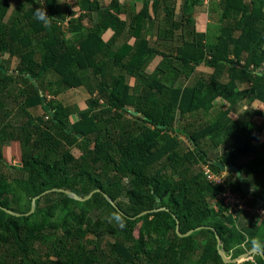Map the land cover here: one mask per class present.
Here are the masks:
<instances>
[{
	"label": "trees",
	"instance_id": "16d2710c",
	"mask_svg": "<svg viewBox=\"0 0 264 264\" xmlns=\"http://www.w3.org/2000/svg\"><path fill=\"white\" fill-rule=\"evenodd\" d=\"M4 1L0 0V59L7 62L0 60V160L10 164L4 148L17 142L22 151L17 169L27 173L12 185L0 174V250L11 249L17 260L13 264H51L41 263L27 243V238H42L48 230L45 237L53 245L45 256L56 264H184L193 254L202 258L206 249H213L221 264H264L259 253L250 261L224 263L216 247L219 236L226 255L233 252L236 258L254 248L264 254V216L239 228L221 201L231 191L252 208L261 202L264 209V123L255 119L263 113L247 110L233 120L230 108L214 112L218 99L230 107L244 98L264 104V0H221L222 33L213 43L196 27L195 14L204 0H112L115 3L101 11L99 4L88 8L90 21L91 13L99 11L98 27L87 29L72 44L60 37L62 28L55 27L53 17L64 19L57 0H48L47 15L19 8L6 22ZM137 2L142 5L136 11ZM83 4L93 3L79 1ZM121 12L129 18L128 25L120 21ZM80 19L71 20L70 28ZM106 29L115 31L110 41L101 36ZM121 36L134 37V44H119ZM155 57L160 62L150 72L147 66ZM11 59L18 60L13 70ZM202 65L209 71L193 77ZM86 70L101 78L97 87H86L80 73ZM50 72L65 89L88 91L84 110L46 99V92L59 93L39 83ZM241 85L249 89L240 91ZM38 109L43 114H35ZM76 112L78 118L71 123ZM182 136L190 141L186 150ZM219 146L225 152L217 160L237 165L245 174L243 181L254 182L251 200L239 178L232 180V172L225 183L207 179L206 164L217 175L222 171L209 162V153ZM118 174L130 180L132 205L114 206L104 195L114 200L121 193ZM17 187L28 198L27 210L18 203ZM54 188L96 192L82 202ZM11 194L16 195V205ZM36 196L40 197L34 213L26 216ZM50 198L64 210L59 222L47 219ZM3 207L23 215H12ZM155 208L165 210L142 217L158 226L138 243L132 237L137 222L133 218ZM93 211L96 219L89 215ZM178 223L182 234L195 232L181 236ZM93 233L94 241L106 236L113 241L101 249L96 241L93 248L80 242Z\"/></svg>",
	"mask_w": 264,
	"mask_h": 264
},
{
	"label": "rangeland",
	"instance_id": "374dc122",
	"mask_svg": "<svg viewBox=\"0 0 264 264\" xmlns=\"http://www.w3.org/2000/svg\"><path fill=\"white\" fill-rule=\"evenodd\" d=\"M0 60L7 62V60H3V58ZM12 60L13 59H11L10 61H12ZM17 63H18V60L14 59L12 61V65L10 66V68L8 67L9 70H13L16 67V65H18ZM80 73H81V77H83L85 79V84L87 85L86 87H88V86L97 87L100 84L101 78L99 76H97V74H95L94 72L86 70V71H82ZM107 77L105 78L106 81L109 80V78H107ZM58 81H59V79H58L57 75H55V72L48 73L45 76V78L40 80L39 83H43L48 89L51 88L53 90H58V92H59V93H55V91H54L53 92L54 95L46 92V99L47 100L51 99V100H54L55 102L56 101L61 102L62 104H64V106H67V107H69V105H72V107H73V105H74L75 108H77L79 110H84L87 106L86 105V99L90 96L88 91L83 87L77 88V89H71V88L65 89V86L63 84H60ZM48 89H46V91H48ZM94 96H98L97 90H95ZM103 102H104V100H101V103H103ZM49 108H51V107L49 106ZM34 113L35 114H39V113L43 114V111H42V109H38V110H34ZM45 118H48V116L45 115ZM77 118H78V112H76L74 115H72V117L70 118V120H71L70 122L71 123L74 122ZM179 121H180V119L177 120V123H176L177 126H179ZM181 139H182L181 146L183 149L186 150L187 148L191 147L189 144L190 141L187 137L182 136ZM68 149H71V148H68ZM71 151L76 156L79 155L78 151L75 148L71 149ZM5 152H6V153H4L5 159L10 164H7V163L4 164L0 160V174L5 175L8 178L9 185H12V181H14L16 178H19L21 176L27 177V173H24L21 170L17 169V166H22V160H21L22 151H21V147H20L19 143L11 144L10 146L7 147ZM117 176L121 178V181H120V186H121L120 192L121 193H119V195H117L115 197V199L112 200L113 203L116 205V203H122L123 202V203H127V204L132 205V202L129 199L130 190L127 191V189H129L128 187L130 185V182H129L130 180L125 176L124 177L120 176L119 174ZM110 181H111V178L107 179V182H110ZM226 181H224V183ZM16 195L21 196L18 203L22 202L23 209L27 210L29 207V203L27 200L28 198H26V195L23 193L22 190L19 189V187H17ZM16 195L15 194L10 195V199H12L13 205H16V202H15L16 201ZM78 195H80L81 197L87 196L86 194H83V193H78ZM222 196H223V194H222ZM223 200H224V198L222 197V199H221L222 203L224 202ZM49 203H51L52 207H51V210H50V213H49V216L47 217V219L49 221H51V223L59 222L62 215H64V212H62L64 210L62 209L61 205H59L58 202L54 203V199L50 198ZM211 205L215 206V202L211 201ZM223 205H224V203H223ZM245 206H246V203L244 205V209H246ZM248 208H249V204L247 205V210H249V212H247V210H244L245 212L243 211L241 213H238L239 210H232V214L236 218L235 224L239 228L246 227V226L252 224L254 222V220H260L263 216V213H261L262 210H255L256 211L255 212L254 209H248ZM157 209H159V208H155L154 210H157ZM145 211H148V210H145ZM155 212H158V211H154V212H150V213H155ZM33 213H31V214H33ZM31 214H29V215H31ZM89 215H90V217H93V219L97 218V212L96 211L91 212ZM138 215L133 218V219H136L137 222L134 224L132 237L138 243H141L143 241H146L144 233L151 232L150 229L151 228L155 229L156 228L155 226H158V225L157 224L153 225L152 218L142 217V216L138 217ZM158 224H160V223H158ZM50 232H51V230H48L47 233H50ZM47 233H45V231L43 233H41L42 238H37V239H33V240L27 238L28 247H32L37 251V254L41 256L40 260H39L41 263H45V262L47 263L48 262L51 264H56V262H53L54 259L52 257L48 258L45 256L46 249H47V251H51L52 245H53L52 239H50L49 242L47 241V239L45 237V236H47ZM94 237H95L94 233L91 235H87V236L83 237L80 240V242L82 244H88L90 246V248H93L94 243L92 241H94L93 240ZM95 241L99 245V248L101 249V247L106 248V246H104L105 242H107V241L112 242L113 238L110 236H106L104 238H96ZM216 247H217L218 255H219L218 244ZM224 253H225V251H224ZM232 254H233V252H229L228 255H226V254L225 255L229 258H234V257H232ZM193 255H194L193 257L186 259L184 261V264H198V262H201V261H202V264H221L220 258H218V257L215 258L216 255H215V251H213V249H206L205 253H201L202 258L198 257L199 254H193ZM252 259H253V255L249 256V258L241 260L239 262L243 263L244 261H250ZM16 261L17 260L12 255L10 248H8L6 250H0V263L1 264H13ZM239 262H237V263H239Z\"/></svg>",
	"mask_w": 264,
	"mask_h": 264
},
{
	"label": "crops",
	"instance_id": "0c3cea01",
	"mask_svg": "<svg viewBox=\"0 0 264 264\" xmlns=\"http://www.w3.org/2000/svg\"><path fill=\"white\" fill-rule=\"evenodd\" d=\"M57 1L59 2L57 4L60 5V6L58 5V8L62 7L64 19L56 18L57 16L53 17L54 22L56 24L55 27L59 26L62 28L61 30L63 31V34H61L60 37L64 38V41L71 44L81 39L83 34L86 33L87 29L97 28L98 27L97 23L99 22L97 15L99 14V11H101L102 8L105 9L106 7H109L115 3L112 0H90L93 3L91 4L92 7H90V6H84V4L80 6L79 1L81 0H57ZM119 1L120 3H122L124 0H119ZM4 2L6 7V16L4 22H6L8 18H10L15 11L19 10V8H24L25 11H27L28 9L30 10L31 8H35L42 11V13H44L45 15H47L49 12L47 9L48 0H7ZM96 4H99V11L97 10V12L91 13L93 18L90 21L88 18L90 12H88V10L90 8H93L94 6L96 7ZM141 5H142L141 3L137 2V4L134 5L135 10L137 11L138 9H140ZM221 7H222L221 0H204L202 8L198 10V12L195 14L196 17L195 19L197 21V25H196L197 31L206 35V40L208 43H213L214 41H216L217 38L222 33L221 20L224 19L223 18L224 11L223 8ZM79 17H81V19L75 21L76 24L75 26L77 27H73V28H81L80 32L77 30H72L73 28L71 29L69 25L71 20ZM118 17L121 22L123 23L126 22V25L129 24V18L125 13L121 12V14ZM53 19L48 18V21L52 22ZM237 34L238 32H235V36ZM114 35H115V31L113 29H106L101 33V36L104 41H110ZM124 36H121L119 38L118 40L119 44L124 42H127L130 45L134 44L135 42L134 37H124ZM159 62L160 59L158 57H155L147 66V70L150 72L153 71ZM207 71H209V68L206 67L205 65L199 66L193 77L196 78V76L200 75V73L202 74ZM211 72L212 69H210V73ZM248 89H249V85H241V87H239L240 91L242 90L244 91ZM214 104L216 105V109L214 110V112H216L218 108H221L223 110H225L226 108H230L229 116L233 120H236L239 117H241L242 114L247 110H252V111L259 110L263 113V115L256 116L255 119H257L258 121H263L264 123V104L259 100L249 101L247 98H244L242 100H239L236 105L230 107V104H228V102L222 99H218L214 102ZM14 143L17 142H12L11 144ZM7 147L8 146H5L4 153H6L5 151ZM224 152H225L224 147L221 146L217 147L216 149H214L209 153V162H213L221 168L222 171L219 172L220 174H223L224 176L228 177L230 176L229 172H232L234 174V177H231L232 180H234L235 178H239V180L242 182L241 187L245 186L248 189L247 192L246 191L245 192L248 195L249 199L251 200L252 193H254V184H253L254 182L252 180H248L247 182H244L243 180L245 174L242 172L241 168H239L237 165L222 163L219 160H217V158L223 155ZM245 162H247V160H244V163ZM206 165L209 166L210 164H206ZM209 168L211 167L209 166ZM247 202L248 201L245 202L246 203L245 210H247V205L249 204L248 209H254V211L262 210L261 213H263L264 216V209L261 208L259 205L262 204L261 202H259L258 206L255 208H252L250 206V202L248 203ZM247 212H249V210H247Z\"/></svg>",
	"mask_w": 264,
	"mask_h": 264
},
{
	"label": "water",
	"instance_id": "95a60500",
	"mask_svg": "<svg viewBox=\"0 0 264 264\" xmlns=\"http://www.w3.org/2000/svg\"><path fill=\"white\" fill-rule=\"evenodd\" d=\"M43 100H44V98H43ZM44 105H45V107L47 108V110L51 113V115H53L54 113L50 110L49 105H48L46 102H44ZM242 188L244 189V191L247 192L248 189H247L245 186L242 187ZM52 191L63 192V193H65L67 196H69L70 198H72V199H74V200H76V201H82V202H83V201H87V200H89V199L92 197L93 193L96 192V191H93V192H91L90 194H88L86 197H81L80 195H78L77 192L70 191V190H65V189H60V188H54V189H52ZM97 191H98V190H97ZM47 192H49V191H46V192H44L43 194H45V193H47ZM43 194H42V195H43ZM104 195H105V196L107 197V199H108V200H109V201L115 206V204L113 203V201L111 200V198H109V196H108L107 194H105V193H104ZM39 197H40V196H36V197L32 200L31 210H30L28 213H25L26 216L34 212V210H35V202H36V200H37ZM3 209H4L5 211H7L8 213H10V214H12V215H15V216H18V217H20V216L23 215V214H21V213H17V212H15V211H12V210L7 209V208H5V207H3ZM159 210H165V208H159V209H157V210H151V211H144V212L140 213V214L138 215V217H141V216L146 215V214H148V213H150V212L159 211ZM202 228H203V227H200V228H198V230H201ZM177 231L179 232V234H180L181 236L186 237V236H190L192 233H194L195 230H191V231H189V232L186 233V234H182V233L180 232V227H179V223H178ZM217 244H218V248H219V255H220V257H221V259L223 260L224 263H237V262H239V261H241V260H244V259L249 258V256H251V255H253V254H255V253H259V254L263 257V259H264V254L262 253V251L258 250L257 248L251 249V250H249L248 252H245V253L239 255V256L236 257V258H228V257L225 255V253H224L223 244H222V241H221V239L219 238V236H217Z\"/></svg>",
	"mask_w": 264,
	"mask_h": 264
},
{
	"label": "built area",
	"instance_id": "2783aa9c",
	"mask_svg": "<svg viewBox=\"0 0 264 264\" xmlns=\"http://www.w3.org/2000/svg\"><path fill=\"white\" fill-rule=\"evenodd\" d=\"M205 174L207 179L211 181H216L219 183H224L225 176L223 174H216L210 170V168L206 165L204 167ZM246 199L243 198L240 194L236 192L227 191L224 194V203L230 207V210H235L236 208H243L245 205Z\"/></svg>",
	"mask_w": 264,
	"mask_h": 264
}]
</instances>
